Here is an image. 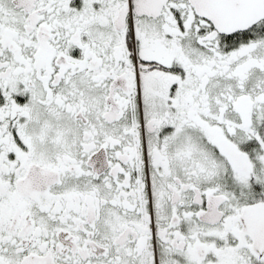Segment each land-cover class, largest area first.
Segmentation results:
<instances>
[{
  "label": "snow or ice",
  "instance_id": "1",
  "mask_svg": "<svg viewBox=\"0 0 264 264\" xmlns=\"http://www.w3.org/2000/svg\"><path fill=\"white\" fill-rule=\"evenodd\" d=\"M0 264H264V0H0Z\"/></svg>",
  "mask_w": 264,
  "mask_h": 264
}]
</instances>
